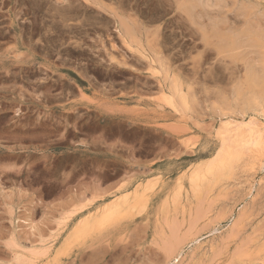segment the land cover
Here are the masks:
<instances>
[{
	"label": "rangeland",
	"instance_id": "1",
	"mask_svg": "<svg viewBox=\"0 0 264 264\" xmlns=\"http://www.w3.org/2000/svg\"><path fill=\"white\" fill-rule=\"evenodd\" d=\"M158 1L143 15L164 23L159 40L195 75L185 108L194 113L193 130L184 124L167 129L170 135L59 106L80 84L135 83L107 24H95L87 12L80 30L78 22L48 16L44 1L0 0V40L24 58L0 61V151L8 153L7 164L10 154L22 160L21 169L0 168V264H264V152L244 155L221 176L189 182L218 152L220 116L242 117L234 92L246 78L243 62H255L258 83L243 86L241 99H264V64L253 50L221 52L213 32L202 39L201 26L221 35L244 27L232 0H222L228 13L210 14L216 26L204 12L195 14L201 26L185 14L174 18L170 4ZM263 4L248 24L260 31ZM93 138L94 146L79 150ZM126 195L129 204L98 225L103 209Z\"/></svg>",
	"mask_w": 264,
	"mask_h": 264
},
{
	"label": "crops",
	"instance_id": "2",
	"mask_svg": "<svg viewBox=\"0 0 264 264\" xmlns=\"http://www.w3.org/2000/svg\"><path fill=\"white\" fill-rule=\"evenodd\" d=\"M41 1L45 2L44 9H46L48 16L51 13L62 15V19L65 21L78 22V24H80L78 27L80 30L86 28L87 19L84 14L87 12L92 14V19H94L95 24H107V29L114 36L117 44L123 47L125 61L129 67L123 68V70L128 73L130 76L129 79L133 78L136 80L135 83H130L128 81H111L105 84L94 83L93 86L80 84L77 92L73 91L74 94L70 95L69 99L62 102L59 106L64 110H71L74 108H84L90 111L96 110L100 112L102 116L116 117L119 122L125 123L129 128L156 127L161 129L165 135H170V133L166 131L167 129H177L178 127L184 126V124L190 130H193L194 125L192 121H194L195 116L192 111H187L185 109L177 113L162 102L161 96L168 92L167 89L170 85V79L175 80L176 84H178V86L180 85L179 87L187 92L188 89L194 85L195 75H193L191 70L184 69L181 53L168 52L166 50V39L164 38L162 41L159 40L160 29L164 23H160L157 18L152 19L150 16L143 15L145 12H150L149 8L145 11L144 6L149 7L151 5V0ZM174 1H176V3ZM167 2L171 6V12L175 14L174 18L183 16V10L180 9L181 5H179L181 4L179 2H182L181 0H162V3ZM160 4L161 1L159 0L158 5ZM176 4H178L177 7L179 8L176 7ZM196 7L197 6L193 4L190 6L195 14L204 12L201 8ZM192 10L189 9L188 12L190 11V13L193 14ZM3 12L7 13L8 10L4 9ZM192 17H195V15ZM195 19L194 24H198L199 21L196 23L198 18ZM50 21L51 18L48 17L47 24H49ZM181 23L182 21H180V24ZM174 24H176V21ZM189 24L192 23L190 22ZM85 35L86 34H83L84 39L86 38ZM83 37L80 32L79 40L81 41ZM170 40L173 41L171 44H174L176 47L177 37H171ZM124 43L126 45L130 44L131 49L125 47ZM179 43L182 42L180 41ZM138 48L141 50L139 51ZM21 53L22 52L19 50H13V46H8L7 42L0 40V61L23 60L24 58ZM143 53L146 54L143 56ZM153 55H155L154 58L151 57ZM191 56H193V54ZM153 59H155L156 62ZM159 59L162 61L159 62ZM36 60L38 59L36 58ZM147 60L151 61V67ZM154 62L157 65L154 64ZM157 62H159V64ZM163 62H165V64ZM154 68H157V73ZM160 68L161 72L163 71L162 74L161 72L158 73ZM148 72H151L150 74L153 76L155 75V78ZM161 75H163L164 78L161 77ZM173 76L178 78L175 79ZM157 80L159 82H157ZM55 106L56 105L53 104L52 108L55 109ZM176 138L180 139L181 137ZM96 142L95 138L90 139V141L86 140V143L78 144L79 150L85 149V147H92ZM18 155L17 153L10 154V161L9 164H7L8 153L6 151H0V159L4 161L3 165H0V168L21 169L22 165L20 162H22V160ZM108 189H113V187L109 186Z\"/></svg>",
	"mask_w": 264,
	"mask_h": 264
},
{
	"label": "bare ground",
	"instance_id": "3",
	"mask_svg": "<svg viewBox=\"0 0 264 264\" xmlns=\"http://www.w3.org/2000/svg\"><path fill=\"white\" fill-rule=\"evenodd\" d=\"M182 2H179L181 4L180 9L183 10V13L185 15H187V17L189 18L188 21L190 20V22L192 24H194V19L198 18V17H192L193 15H195L194 13V9L192 10L190 8V6L196 5L197 7L201 8L205 15L208 16L207 19V24L209 22V24H218L217 23V18H214L213 16L211 17L210 14L211 13H216L218 11H223V9L226 8V4L222 1V0H181ZM176 3V1H174ZM232 10L235 11L237 10V14L239 15V18H243V22H244V27L239 31H237L236 33H232L231 31H227L225 34H219L217 32V30L215 29V27H213L211 30L210 28L212 26H209L207 29L201 24L198 23L199 20H197L196 23H198L201 27H198L199 30L201 31V36L203 40H207L209 38V34L211 32H213L211 35L214 34V36L220 41L219 43H223V46L220 45V51L221 52H228L231 56L237 55L238 53L240 54L241 52H244L246 50H253L255 52H253L255 55L258 56V60L260 64H264V33L263 31H260L259 29L255 28V27H251V25L248 24H252L251 23V18L252 16H254V13H259L261 15V12H259V7L262 3H264V0H232ZM178 4H176L177 7ZM264 5V4H263ZM230 6V5H228ZM195 7V6H194ZM196 7V8H197ZM179 8V7H177ZM192 10L193 14L190 13V11L188 12V10ZM230 9V10H231ZM259 9V10H258ZM263 9V8H262ZM201 10V11H202ZM229 10V12H230ZM200 11V10H199ZM225 11L227 12V9H225ZM258 11V12H257ZM261 11V10H260ZM196 12V11H195ZM224 12V11H223ZM222 12V13H223ZM197 13V12H196ZM221 13V12H220ZM228 13V12H227ZM182 14V13H181ZM182 14V15H184ZM226 14V13H225ZM224 13L221 15H225ZM256 14V15H257ZM204 15V16H205ZM212 15V14H211ZM216 16V14H213ZM255 15V16H256ZM259 15V16H260ZM202 16V15H201ZM210 16V17H209ZM220 16V15H219ZM218 16V17H219ZM203 17V16H202ZM186 18V17H185ZM205 20L206 18L203 17ZM225 19V17H222ZM258 18V16H257ZM262 18V17H261ZM187 19V18H186ZM200 19V18H199ZM203 19V20H204ZM220 20V17L218 18ZM196 20V19H195ZM202 20V19H201ZM202 20V21H203ZM257 20V19H255ZM260 20V18H259ZM221 22V21H220ZM225 22V21H223ZM197 24V25H198ZM206 24V25H207ZM118 25V24H117ZM121 25V24H120ZM254 25V24H253ZM194 26V25H193ZM258 26V25H257ZM196 27V26H195ZM117 29V28H116ZM122 32V31H121ZM120 32V33H121ZM221 33V32H220ZM223 33V32H222ZM121 36V35H120ZM124 37V36H123ZM122 37V38H123ZM210 38H212L210 36ZM127 40V39H126ZM202 40V41H203ZM125 42V40H124ZM127 42V41H126ZM205 42V41H204ZM218 43V41H216ZM139 43V42H138ZM141 43V42H140ZM221 43V44H222ZM125 44V43H124ZM143 44V43H142ZM208 44V43H207ZM206 44V45H207ZM216 44V43H215ZM126 45V44H125ZM217 45V44H216ZM142 46V45H141ZM214 46V45H213ZM219 46V45H218ZM217 46V47H218ZM126 47L128 49H131L130 44L126 45ZM138 47V46H135ZM216 47V46H215ZM140 48V47H139ZM138 48V49H139ZM143 48V47H142ZM133 50V48H132ZM141 49H139L140 51ZM144 51H146L145 49H143ZM138 52V51H137ZM142 52V51H141ZM140 52V54H141ZM252 52V51H251ZM150 53V52H149ZM147 53V54H149ZM146 54V53H145ZM143 53V56L145 55ZM152 54V53H151ZM242 54V53H241ZM250 54V53H249ZM158 55V54H155ZM155 55L151 56V57H155ZM251 55V54H250ZM249 55V56H250ZM142 56V55H141ZM140 56V57H141ZM149 56V55H148ZM159 56V55H158ZM157 56V58H158ZM240 56V55H239ZM150 57V56H149ZM221 57V56H220ZM225 57V56H223ZM243 56H241L242 58ZM160 58V57H159ZM247 58V57H246ZM147 59V58H146ZM152 59V58H151ZM150 59V60H151ZM250 59V58H249ZM155 60V59H153ZM245 59H243L244 61ZM144 61V60H143ZM162 60L159 59V62H161ZM146 62V61H145ZM147 62H151L148 61ZM156 62V60H155ZM154 62V64H156ZM159 62H157L159 64ZM153 63V62H152ZM165 64V62H163ZM244 64H242V66L244 65V72H245V80L244 83H240V85H238V89L237 87H235V89H237L236 92H234V95L236 93V97H235V101H241L243 103V108H241V114L242 117L240 118V120H236V119H232V118H228V119H224L223 117H225L226 115H219L220 117H222V119H220V130L217 133V136L220 140V146L218 148V152L216 153V155H214V159H210L211 162L206 166L205 169H202L203 171L199 173V171L197 173H193L190 176L189 182L191 183V186L196 185L198 182L201 181L202 178H205L206 176H218V175H222L223 173H227L229 171H231V169L233 168L234 163H236L238 160H240V158L244 157V155L246 156H250V154H256L258 153L257 151H263L264 152V121H262V117L263 115H260V113H264V99L260 98L258 96H251L249 98L246 99H241L244 97L240 96V90L241 88H243V86H245L246 88H250L253 87L254 85H256L257 82V76L255 75V62L253 63L251 60H246V62H243ZM153 64V65H154ZM161 64V63H160ZM157 65V64H156ZM241 65V64H240ZM155 66V65H154ZM160 66V65H159ZM150 67H151V63H150ZM156 69V73H157V68ZM161 72V68L159 69ZM164 70V68H163ZM154 71V70H153ZM167 71V70H166ZM165 72V71H164ZM149 73V72H148ZM151 73V72H150ZM149 73V74H150ZM163 73V71L161 72V74ZM151 75V74H150ZM165 75V73H164ZM167 75V74H166ZM153 76V75H151ZM155 76V75H154ZM153 76V77H154ZM160 76V74H159ZM161 77H163V75H161ZM171 77V75H170ZM176 78V76H173ZM155 78V77H154ZM160 78V77H159ZM164 78V77H163ZM162 78V80H163ZM167 78V77H166ZM161 79V78H160ZM169 80V79H168ZM167 80V82H168ZM165 81V80H164ZM157 82H159L157 80ZM163 82V81H162ZM160 82V83H162ZM170 85L167 89V93H163L162 94V100L164 101V103L171 108L172 111L174 112H180L183 108L185 110V108L187 109L188 106V98L186 99V92L182 90L181 87L178 86V84H176L175 80L170 79L169 80ZM168 82V83H169ZM179 82V81H178ZM177 82V83H178ZM181 82V81H180ZM238 82V81H237ZM166 84V83H165ZM164 84V85H165ZM238 84V83H237ZM161 85V84H160ZM163 85V86H164ZM168 85V84H167ZM182 86V85H181ZM234 86V85H233ZM250 86V87H247ZM162 88V87H160ZM166 88V86H165ZM233 88V87H232ZM163 89V88H162ZM161 89V90H162ZM234 89V90H235ZM243 94H246L243 93ZM242 94V95H243ZM249 94V93H248ZM254 94V93H253ZM264 94V93H263ZM252 95V94H251ZM256 152V153H254ZM252 156V155H251ZM257 156V155H256ZM212 157V158H213ZM260 157V156H259ZM247 158V157H246ZM250 159V158H249ZM261 159V158H260ZM247 160V159H246ZM254 160V159H253ZM244 161V159H243ZM252 161V160H251ZM241 162V161H240ZM246 162V161H245ZM248 163V161H247ZM246 163V164H247ZM250 163V162H249ZM255 163V162H254ZM261 163V162H260ZM242 164V163H241ZM253 164V163H252ZM259 164V162H258ZM257 164V165H258ZM251 166V165H249ZM251 168V167H250ZM248 169V168H247ZM200 170V169H199ZM246 170V169H245ZM251 171V170H250ZM254 171V170H252ZM248 172V171H247ZM251 173V172H249ZM253 174V172H252ZM228 175V174H226ZM207 181V180H206ZM248 181V180H247ZM199 184V183H198ZM198 188V187H197ZM251 188V187H250ZM194 189V188H193ZM139 191V190H138ZM195 191V190H194ZM136 194V192H135ZM137 196H140L139 194ZM130 198V197H129ZM129 201V200H128ZM138 201V200H137ZM120 203H118L115 206H110V207H106L105 209H103V214L104 216L100 219V222L98 225H101V223H104L107 221H109L112 216L113 213L111 211L115 210V209H119V206L121 205H125L127 202V195L124 196L123 198L120 199L119 201ZM131 203V201H130ZM137 203V202H136ZM129 204V203H128ZM112 205V204H111ZM127 206V205H126ZM125 207V206H124ZM122 207V208H124ZM121 208V207H120ZM122 210V209H121ZM121 210L119 211L121 213ZM126 211L128 209H125ZM124 210V211H125ZM117 212V211H116ZM118 212V213H119ZM117 213V214H118ZM96 216V215H95ZM90 219V218H89ZM95 219V218H94ZM93 220V219H92ZM82 222V221H81ZM80 222V223H81ZM90 222V221H88ZM94 222V221H93ZM96 222V221H95ZM94 222V223H95ZM93 224V223H90ZM109 224V223H107ZM86 225V221L82 224V227H80L79 229H84ZM94 226V225H93ZM92 227V226H91ZM105 226H103L104 228ZM90 229V227H88ZM93 228V227H92ZM95 228V227H94ZM93 228V229H94ZM87 229V228H86ZM78 230V229H77ZM97 230V228H96ZM89 230H87L88 232ZM76 232V231H75ZM74 232V233H75ZM86 232V231H85ZM74 233L72 235H74ZM84 234V233H83ZM86 234V233H85ZM75 236V235H74ZM75 238V237H74ZM72 237V239H74ZM76 239V238H75Z\"/></svg>",
	"mask_w": 264,
	"mask_h": 264
}]
</instances>
